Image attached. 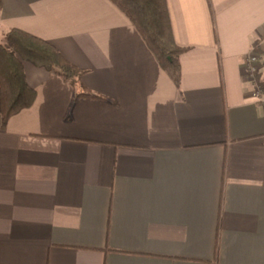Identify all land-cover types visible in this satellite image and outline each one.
Returning a JSON list of instances; mask_svg holds the SVG:
<instances>
[{
    "label": "crops",
    "instance_id": "1",
    "mask_svg": "<svg viewBox=\"0 0 264 264\" xmlns=\"http://www.w3.org/2000/svg\"><path fill=\"white\" fill-rule=\"evenodd\" d=\"M166 2L178 86L111 0H2L0 42L47 40L109 100L72 102L22 61L36 95L0 117V264H264V90L245 66L261 50L264 87V0Z\"/></svg>",
    "mask_w": 264,
    "mask_h": 264
},
{
    "label": "trees",
    "instance_id": "2",
    "mask_svg": "<svg viewBox=\"0 0 264 264\" xmlns=\"http://www.w3.org/2000/svg\"><path fill=\"white\" fill-rule=\"evenodd\" d=\"M111 1L135 25L161 67L178 86L181 79L179 57L187 48L175 42L166 0ZM1 6L2 0L0 9ZM24 60L68 82L73 89L72 102L80 97L109 100L107 96L86 88L81 80L86 70L68 61L50 42L19 28H10L0 42V117L3 126L13 114L30 107L35 100V90L28 84L23 69ZM256 78L259 80V74ZM218 241L219 231L215 258Z\"/></svg>",
    "mask_w": 264,
    "mask_h": 264
},
{
    "label": "built area",
    "instance_id": "3",
    "mask_svg": "<svg viewBox=\"0 0 264 264\" xmlns=\"http://www.w3.org/2000/svg\"><path fill=\"white\" fill-rule=\"evenodd\" d=\"M256 59V56L253 55L252 52H249L245 59L246 69L251 77H253L257 71V64H255Z\"/></svg>",
    "mask_w": 264,
    "mask_h": 264
},
{
    "label": "rangeland",
    "instance_id": "4",
    "mask_svg": "<svg viewBox=\"0 0 264 264\" xmlns=\"http://www.w3.org/2000/svg\"><path fill=\"white\" fill-rule=\"evenodd\" d=\"M259 51H261V50H256V47L255 48H253L252 49V51H250V52H252L253 53V55H255L256 56V61H255V64H257V71H256V73L254 74V76L252 77L253 78V80H255V81H258L259 82V80L256 78V75L258 74V70H259V64H260V62H261V57H262V55H261V53H259ZM263 53V52H262ZM246 66V65H245ZM255 90H256V93H260V92H262L263 90H264V87L262 86V84H258L257 83V87L255 88Z\"/></svg>",
    "mask_w": 264,
    "mask_h": 264
}]
</instances>
